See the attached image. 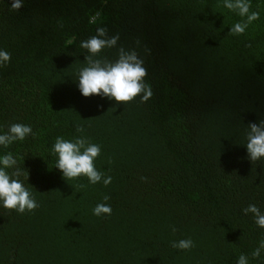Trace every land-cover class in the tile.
<instances>
[{
  "label": "trees",
  "instance_id": "16d2710c",
  "mask_svg": "<svg viewBox=\"0 0 264 264\" xmlns=\"http://www.w3.org/2000/svg\"><path fill=\"white\" fill-rule=\"evenodd\" d=\"M11 3L0 0V49L11 54L0 65V133L21 123L33 134L0 153L29 172L20 178L38 207L0 206V264H236L241 253L264 264V253L251 258L264 228L243 211L264 210V160L246 148L248 125L264 119V0H249L259 18L243 34L231 27L246 17L224 0ZM98 27L120 39L94 58L135 50L147 101L81 95L90 53L80 42ZM81 135L101 146L94 163L111 184L55 168L56 138ZM100 203L111 215H94ZM189 238L190 250L172 247Z\"/></svg>",
  "mask_w": 264,
  "mask_h": 264
},
{
  "label": "clouds",
  "instance_id": "9594fccd",
  "mask_svg": "<svg viewBox=\"0 0 264 264\" xmlns=\"http://www.w3.org/2000/svg\"><path fill=\"white\" fill-rule=\"evenodd\" d=\"M23 6L24 0H12V9L19 11ZM224 7L235 11L240 17H246V21L237 22L231 27L233 34H243L248 24L259 18L258 12H250L249 0H224ZM119 39L118 34L109 36L106 27H98L95 35L80 42V47L86 49L90 55L86 57L87 66L78 73V89L84 97L96 95L109 101L114 99L117 102H129L141 96L142 101H147L153 95L152 87L146 81L148 73L144 61L135 50L120 47L118 59L115 61L94 58L103 49L117 46ZM10 59L11 54L0 49V65L9 62ZM77 132L83 133V127L78 126ZM32 134L33 129L30 125L13 123L6 132L0 133V147L7 148ZM246 148L250 160H264V119L248 125ZM51 150L57 157L55 168L62 172L64 178L74 179L83 175L91 184L102 181L107 186L112 183V177H105L94 163L101 154V146L90 142L87 137L82 135L72 139L57 137ZM18 159L12 152L0 153V206L24 213L35 210L38 203L25 181L20 178L24 176L28 180L29 172L26 173L24 169L18 167ZM109 199L108 195L104 196L105 201ZM243 211L246 215L252 214L255 224L264 228V210L256 204H249ZM93 213L96 216L111 215L112 208L106 203H100L95 206ZM193 246L194 242L190 238L172 242V247L181 250H190ZM262 253L264 239L258 242V246L251 253V258L260 259ZM236 264H250L249 256L241 253Z\"/></svg>",
  "mask_w": 264,
  "mask_h": 264
}]
</instances>
